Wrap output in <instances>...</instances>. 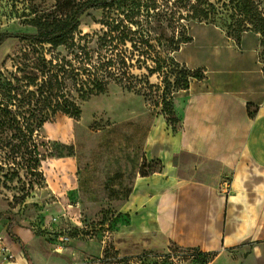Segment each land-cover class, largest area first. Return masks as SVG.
<instances>
[{
    "label": "rangeland",
    "instance_id": "1",
    "mask_svg": "<svg viewBox=\"0 0 264 264\" xmlns=\"http://www.w3.org/2000/svg\"><path fill=\"white\" fill-rule=\"evenodd\" d=\"M86 1L71 0L63 16L55 9V0L32 3L40 20L58 22ZM24 18L5 22L0 31L37 32L39 27L22 23ZM79 20L76 37L109 31L113 20L138 30L129 33L127 42L118 39L112 45L117 59L120 56L132 65L133 75L110 79L103 92L90 97H81L69 84L81 115L58 113L31 137L0 114V212L4 213L0 233L11 221L29 227L50 253L58 255L57 249H51L56 246L54 237L71 229L64 247H84L88 251L84 250L82 260L104 264L203 263L204 256L197 251L175 246L132 254L130 241L119 236L120 209L136 175L159 168L143 159L153 119L164 114L175 125L179 100L187 96L194 78L201 76L179 55L196 25L216 24L234 36L249 29L263 31L261 0H124L111 8H91ZM89 46L95 49V60L100 51L97 37ZM45 48L19 38L7 39L0 46V72L21 77L23 72L17 68L30 62L26 71L39 74L32 62L38 63L42 53L47 59L75 58L65 46ZM110 49L114 48H103L101 54L111 56ZM59 133L63 136L57 137ZM53 159H68L71 165L65 176L49 177L55 172L49 166ZM35 244L44 247L41 242ZM172 254L182 260L176 262Z\"/></svg>",
    "mask_w": 264,
    "mask_h": 264
},
{
    "label": "crops",
    "instance_id": "2",
    "mask_svg": "<svg viewBox=\"0 0 264 264\" xmlns=\"http://www.w3.org/2000/svg\"><path fill=\"white\" fill-rule=\"evenodd\" d=\"M179 55L201 76L179 100L175 125L153 119L143 159L159 168L134 178L119 236L132 254L175 246L212 254L206 264H264V30L234 36L200 23ZM70 165L51 160L49 177ZM3 231L15 259L0 255V264H104L82 260L88 250L77 245H52V254L15 222Z\"/></svg>",
    "mask_w": 264,
    "mask_h": 264
},
{
    "label": "trees",
    "instance_id": "3",
    "mask_svg": "<svg viewBox=\"0 0 264 264\" xmlns=\"http://www.w3.org/2000/svg\"><path fill=\"white\" fill-rule=\"evenodd\" d=\"M55 1V9L61 16L66 15V11L72 5L71 0ZM122 1L124 0H88L81 4L72 16L67 15L58 22L56 20L50 22L40 20L41 16L38 15L33 0H0V27L5 22L23 17L25 18L22 23L39 27L37 32L0 31V46L9 38H19L34 47H41V50H47L46 46L53 48L65 46L75 55L74 60L66 56H51L47 59L42 53L37 58L38 63L32 62L33 68L39 72L36 75L26 71L31 65L30 62L17 68L18 71L23 72L21 77L8 71L7 74L0 72V114L6 118V122L11 123L12 126L16 124L25 136L31 137L46 121H51L58 113L74 117L81 115V108L72 96L68 88L69 84L81 93V97H90L103 92L110 79H118L121 74L129 77L133 75L132 65L128 64L125 58L119 56L117 59L118 52L114 54L117 50L112 45L118 39L123 43L127 42L129 33L138 30H132L129 26L124 27L121 22L113 20L109 31L94 35L80 34L76 37L82 14L91 8H111ZM125 29L122 35L115 33H122ZM95 37H97V49L100 51L94 60L95 49L90 48L89 42ZM129 41L132 42V39ZM105 47L114 48L110 49L111 56L101 54V50ZM34 49L37 51V48ZM149 70L153 73L155 69ZM16 107L18 110L15 109ZM2 216L4 213L0 212V217ZM199 254L205 259L201 264H206L212 257V254Z\"/></svg>",
    "mask_w": 264,
    "mask_h": 264
},
{
    "label": "built area",
    "instance_id": "4",
    "mask_svg": "<svg viewBox=\"0 0 264 264\" xmlns=\"http://www.w3.org/2000/svg\"><path fill=\"white\" fill-rule=\"evenodd\" d=\"M70 232H71V229H67L65 230L64 233H60L59 237H54L55 238L54 243L57 248L61 249L64 247V243L70 239V235H69ZM0 255L3 261H12L13 259H15V254L5 243V236H2L1 234H0ZM171 256H172V259H174L176 262L178 260L179 261L182 260L180 255L172 254Z\"/></svg>",
    "mask_w": 264,
    "mask_h": 264
}]
</instances>
